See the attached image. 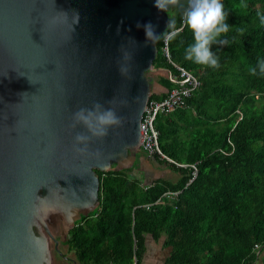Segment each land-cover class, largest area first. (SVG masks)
<instances>
[{
	"label": "trees",
	"instance_id": "16d2710c",
	"mask_svg": "<svg viewBox=\"0 0 264 264\" xmlns=\"http://www.w3.org/2000/svg\"><path fill=\"white\" fill-rule=\"evenodd\" d=\"M223 3L227 23L245 32L233 30L228 45H213L220 57L217 70L184 59L193 36L183 25L184 8H173L177 29L183 30L168 41L171 58L197 75L200 86L184 107L160 114L154 125L160 150L185 166L148 157L153 169L175 173L151 181L134 172V166L143 168L141 159L133 167L111 161L95 168L96 207L68 232L76 264H138L147 234L169 248L168 264H264V76L248 71L264 58V25L257 17L264 13V0ZM181 4L186 7L187 0ZM163 36L154 42L150 67L162 69L155 79L168 91L172 84L165 70L171 66L160 51ZM140 153L130 146L125 158Z\"/></svg>",
	"mask_w": 264,
	"mask_h": 264
},
{
	"label": "water",
	"instance_id": "95a60500",
	"mask_svg": "<svg viewBox=\"0 0 264 264\" xmlns=\"http://www.w3.org/2000/svg\"><path fill=\"white\" fill-rule=\"evenodd\" d=\"M73 11L77 24L61 13ZM137 21H151L161 34L167 17L154 0H0V264H40L31 227L40 188L58 178L61 185L50 186L82 205L77 192L93 185L94 203V169L118 165L138 145L149 98L143 72L156 48L144 46ZM122 64L129 72L120 73ZM95 103L123 120L106 137L91 138L89 154L78 155L75 135L90 133L72 128L73 115Z\"/></svg>",
	"mask_w": 264,
	"mask_h": 264
},
{
	"label": "clouds",
	"instance_id": "9594fccd",
	"mask_svg": "<svg viewBox=\"0 0 264 264\" xmlns=\"http://www.w3.org/2000/svg\"><path fill=\"white\" fill-rule=\"evenodd\" d=\"M154 7L167 13L168 20L166 30L157 34L158 25L151 21L142 23L136 22L137 29H143L145 33V45H154L161 35L165 41H172L183 29H177L176 20L171 15L170 9L181 7L183 11V25L192 33L193 42L184 49V59L194 65L206 69L217 70L220 67V57L214 52L213 45L225 46L229 44V34L235 30L242 36L245 32L243 27L230 26L227 23L229 13L225 10L223 0H187V6L181 4V0H154ZM69 20L79 22V13L73 11L71 17L67 13L61 12ZM260 24L264 25V13H257ZM119 34V29L117 30ZM232 41L237 40V36H231ZM123 60H129L130 56L121 46ZM121 74L129 72L126 64L119 68ZM248 71L251 76H264V58H258L255 64H250ZM109 103H112L111 101ZM123 118L119 117L113 108L105 109L100 103H95L91 109L80 108L73 115L72 128L83 125L89 135L77 133L74 138V151L78 155L89 154V143L91 138H104L108 135L109 129L119 126ZM40 198V197H39ZM46 199V198H45Z\"/></svg>",
	"mask_w": 264,
	"mask_h": 264
},
{
	"label": "crops",
	"instance_id": "0c3cea01",
	"mask_svg": "<svg viewBox=\"0 0 264 264\" xmlns=\"http://www.w3.org/2000/svg\"><path fill=\"white\" fill-rule=\"evenodd\" d=\"M159 71H162V69H159ZM156 75H153V80L148 87V94H154L161 98L166 94L167 90L155 79ZM137 146L141 151V155H131V161L135 164L138 159H141L143 168L134 166L133 164L134 167H131L135 168L134 172L136 174L143 176L144 173L145 175L153 173L155 174L154 177L160 174L168 178H175V173L169 169H153L150 167L151 165L147 164L148 158L145 159L147 155L142 151L139 144ZM148 180L151 181L152 178ZM49 187L50 189H46L48 193L44 194L46 190L43 191L40 198L37 197L38 199L34 201L35 213L32 212L31 216V227L34 235L38 238L37 242L40 248V264H76L75 253L68 246V232L78 222L76 221L78 219L77 216H74L75 211H82V217L90 212L88 207L73 202L69 204L65 198H61L63 195L59 193L60 189L57 186ZM51 188H55V190L51 192ZM49 196L59 197L62 204L57 205L54 203L52 205L54 201L49 202L46 200ZM49 208L52 211L48 210ZM144 246V253L138 264H168L166 263V259L169 254V248L163 245L162 239L155 241L151 235L147 234ZM133 264H135L134 261Z\"/></svg>",
	"mask_w": 264,
	"mask_h": 264
},
{
	"label": "built area",
	"instance_id": "2783aa9c",
	"mask_svg": "<svg viewBox=\"0 0 264 264\" xmlns=\"http://www.w3.org/2000/svg\"><path fill=\"white\" fill-rule=\"evenodd\" d=\"M160 51L171 66L169 69H166V77L172 84V87L163 97L158 99L149 97L146 100L139 119L138 144L147 155V158L158 155L161 159H166L178 166H185L176 163L160 150L158 144L159 132L155 128L154 123L158 115L168 114L177 108L184 107L186 99L200 86V80L193 72L172 60L169 42L165 41L164 36L160 40ZM189 166L192 168V175L195 176V164H190ZM175 194V192L169 193L167 197L171 198Z\"/></svg>",
	"mask_w": 264,
	"mask_h": 264
},
{
	"label": "rangeland",
	"instance_id": "374dc122",
	"mask_svg": "<svg viewBox=\"0 0 264 264\" xmlns=\"http://www.w3.org/2000/svg\"><path fill=\"white\" fill-rule=\"evenodd\" d=\"M170 13H171V15H173V8L172 9H170ZM165 14V16L167 17V20H168V16H167V13H164ZM151 71V72H150ZM156 73L158 74L159 73V70H155V69H153L152 67H150L149 68V71L148 72H146L145 73V77H146V79H147V88H148V85L150 86V83L152 82V80H153V75H156ZM132 147H134L135 149H137L138 147L136 146V144H134V146H132ZM120 161H119V164H118V167H130V166H133V162L131 161V156H129V158H125V157H120V159H119ZM148 173V172H147ZM155 176V174H153V173H148V175L146 174L145 175V177L147 178V180L148 179H150V178H153ZM51 184H53V185H56V184H59V185H61V182H60V180L58 179V178H54V179H52L51 180V182L50 183H47V184H45V187L44 188H40L39 190H38V194H37V197L39 198L40 196H41V193H43V191H45L46 189H50V187H48V186H50ZM55 188H57V187H55ZM55 188H51V192L52 191H54L55 190ZM46 193H48V190H46V192L44 193V194H46ZM59 193H62V192H60L59 191ZM93 193H94V187H93V185H89L87 188H86V191L84 192V193H79V192H77V194L80 196H82L85 200L82 202V205L83 206H85V207H88V210H89V212H92L93 210H94V208H95V204L91 201L92 200V197L91 196H93ZM80 196V197H81ZM86 197H88L87 199H86ZM38 198H36L34 201H36ZM61 198H65L66 199V197H61ZM46 200H48L49 202H53L52 203V205H54V203H56L57 205H59V204H62L61 202H60V198L59 197H51V196H49ZM34 203V202H33ZM48 210H50V211H52L51 210V208H49ZM31 213V212H30ZM42 214V213H41ZM82 214H83V212L82 211H78V212H76L75 211V213H74V216H77V220L76 221H79L80 220V217H82ZM43 215V214H42ZM56 215V214H55ZM55 217V216H54Z\"/></svg>",
	"mask_w": 264,
	"mask_h": 264
},
{
	"label": "bare ground",
	"instance_id": "6f19581e",
	"mask_svg": "<svg viewBox=\"0 0 264 264\" xmlns=\"http://www.w3.org/2000/svg\"><path fill=\"white\" fill-rule=\"evenodd\" d=\"M159 116V115H158ZM157 120V119H156ZM156 126V125H155Z\"/></svg>",
	"mask_w": 264,
	"mask_h": 264
}]
</instances>
